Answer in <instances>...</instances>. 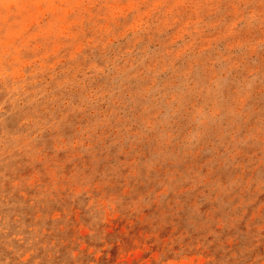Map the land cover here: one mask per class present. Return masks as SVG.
<instances>
[{"label": "rangeland", "instance_id": "374dc122", "mask_svg": "<svg viewBox=\"0 0 264 264\" xmlns=\"http://www.w3.org/2000/svg\"><path fill=\"white\" fill-rule=\"evenodd\" d=\"M0 264H264V0H0Z\"/></svg>", "mask_w": 264, "mask_h": 264}]
</instances>
